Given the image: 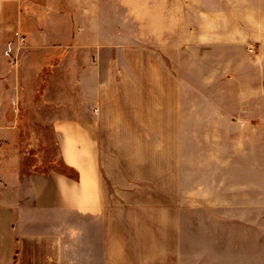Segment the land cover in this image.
Returning a JSON list of instances; mask_svg holds the SVG:
<instances>
[{
    "label": "crops",
    "instance_id": "crops-1",
    "mask_svg": "<svg viewBox=\"0 0 264 264\" xmlns=\"http://www.w3.org/2000/svg\"><path fill=\"white\" fill-rule=\"evenodd\" d=\"M49 1L0 0V146L23 125L22 64L40 57L38 79L44 81L52 63L60 79L58 99L43 109L52 112L47 124L59 134L51 143L56 153L39 170L0 168V264H14L16 246L17 264H183L180 209L196 208L234 212L235 246L215 247L214 234L203 227L204 246L192 255L264 264V198L253 194L258 181L252 178L259 152H244L242 139L232 152L222 139H210L212 128H226L228 116L238 126H258L264 112V10L250 21V35L240 31L218 44L219 77L211 82L204 73L197 82L194 74L181 76L189 60L178 40L83 43L76 20ZM109 24L114 28L107 18L106 31ZM100 26L97 16L90 30ZM67 80L80 86L77 103L67 104ZM244 169L251 176L246 182ZM115 174L122 178L115 181Z\"/></svg>",
    "mask_w": 264,
    "mask_h": 264
},
{
    "label": "rangeland",
    "instance_id": "rangeland-1",
    "mask_svg": "<svg viewBox=\"0 0 264 264\" xmlns=\"http://www.w3.org/2000/svg\"><path fill=\"white\" fill-rule=\"evenodd\" d=\"M49 2L55 7L63 6L64 14L76 20L80 25L78 28L83 29H79L76 33L83 43L98 40L99 44L103 45L107 41L114 40L115 43L120 44L155 45L178 40L180 45H183L185 59L189 60L187 63L184 59L185 62L180 70L181 76L186 78L187 73L194 74L197 82L200 79L197 80L196 77H201L204 73L213 79L211 82L219 77L222 65L216 62L217 52H219L218 44L222 43V39L227 36L234 40L240 31H246L250 35L252 20L254 21L257 13L260 18L264 10V0H50ZM97 16L100 27L104 30L93 32L90 30V25ZM107 18L109 23L114 22V28L111 30L109 24V31H106ZM245 42L244 46L247 50L252 51L248 42L246 40ZM210 53L212 56L209 55ZM42 65L43 59L40 57L32 58L30 63L25 61L22 64L21 86L23 88L20 96L22 111L19 116L23 119V125L14 130L10 142L0 146V168L27 172L38 165L39 170L42 161L56 153L51 143L52 139H56L59 134L53 126L47 124L46 116L52 115V112H44L43 109L44 106L48 107V104H55L58 99L54 93L58 91L60 79L57 76L58 73H52L56 66L52 63L45 71L48 73L44 81L39 80ZM70 66L71 64L67 65L68 72H72ZM67 83V104L77 103L80 97L76 93L80 86L77 85L74 88L73 80H67ZM45 91L50 92V96L44 97ZM82 100L83 106H91L88 98L84 97ZM96 110V107H92L94 113ZM234 120L232 116H228L226 128H212L211 136L209 134L210 139H222L223 149L227 152L233 151L235 139H242L241 145L244 152L253 150L259 152V172L257 175H252L253 181H258V192L253 194L264 198V112L260 111L258 126H246L245 122L242 126H238ZM92 129L95 132V129ZM73 130L72 128V133ZM198 138L202 139L196 136V139ZM79 139L89 138L83 135ZM95 139L93 135V140ZM205 139L208 137L206 136ZM90 148L92 147L88 150ZM246 171L244 169V182L251 178ZM113 177L115 181H118L122 175L115 174ZM227 179L229 182L232 180L228 183L227 194L233 195L234 175H229ZM243 192L245 194L249 191H246L244 187ZM115 196L121 199L122 193L116 191ZM213 212L203 208H196L193 213L180 209L179 244L180 251H183V255L180 256L183 264H234V256L214 254L202 256V254L190 253L192 248L204 246L203 227H207L208 236L214 234L215 247L233 248L235 246L234 232L229 227L233 225L234 212H230V209L227 212L214 214ZM132 230L138 231L135 228ZM218 236L222 238L220 242H218ZM224 237L226 238L223 239ZM166 258L169 256H164V259Z\"/></svg>",
    "mask_w": 264,
    "mask_h": 264
},
{
    "label": "trees",
    "instance_id": "trees-1",
    "mask_svg": "<svg viewBox=\"0 0 264 264\" xmlns=\"http://www.w3.org/2000/svg\"><path fill=\"white\" fill-rule=\"evenodd\" d=\"M18 256V247L16 246V253H15V260H14V264H17V257Z\"/></svg>",
    "mask_w": 264,
    "mask_h": 264
},
{
    "label": "built area",
    "instance_id": "built-area-1",
    "mask_svg": "<svg viewBox=\"0 0 264 264\" xmlns=\"http://www.w3.org/2000/svg\"><path fill=\"white\" fill-rule=\"evenodd\" d=\"M21 42H22V43H24V42H25V39H24V38H22V39H21ZM252 51H253V49H252Z\"/></svg>",
    "mask_w": 264,
    "mask_h": 264
}]
</instances>
